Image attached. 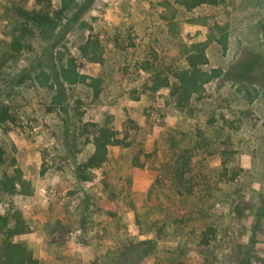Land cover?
Instances as JSON below:
<instances>
[{"label":"rangeland","instance_id":"obj_1","mask_svg":"<svg viewBox=\"0 0 264 264\" xmlns=\"http://www.w3.org/2000/svg\"><path fill=\"white\" fill-rule=\"evenodd\" d=\"M74 1L42 37L17 10L36 0H0L15 119L0 123V177L14 162L27 189L0 186V212L28 224L14 240L36 264H264V0ZM199 49L219 74L183 96ZM101 125L125 144L78 178Z\"/></svg>","mask_w":264,"mask_h":264},{"label":"trees","instance_id":"obj_2","mask_svg":"<svg viewBox=\"0 0 264 264\" xmlns=\"http://www.w3.org/2000/svg\"><path fill=\"white\" fill-rule=\"evenodd\" d=\"M186 9H192L201 4L216 5L223 0H175ZM40 5L38 9H17L19 16L23 19L24 25L34 24L40 31L42 37H50L47 34L52 31L62 20L64 11L71 7L74 0H62V4L58 9H51L50 0H36ZM14 49H18L20 43L14 41L12 44ZM189 70L183 71L178 75L180 81L181 93L183 96L189 95L201 88V86L218 76L217 70L205 71L198 65L206 62L203 50L199 49L196 53L188 58ZM15 119L9 113L4 105H0V123L5 121L13 122ZM124 140L118 137L116 130L111 126H97L91 139L93 150L91 154L80 162L76 167V177L85 178L83 175L86 170L100 167L107 158L109 146H117ZM186 150H182L178 155L179 166L182 168L181 173L189 168L190 156L186 155ZM4 151L0 146V163L3 162ZM13 164L11 174L3 172L0 177V186L8 194H14L19 187L24 186V192H27L26 183L22 178L21 171ZM211 228L207 227L203 233V242H208L207 236L211 232ZM28 232V224L23 218L22 213L16 208H10L4 212H0V264H36L37 259L33 253L22 242L14 240V237ZM150 243V241H149ZM175 264H185L183 262ZM195 264V263H187Z\"/></svg>","mask_w":264,"mask_h":264}]
</instances>
